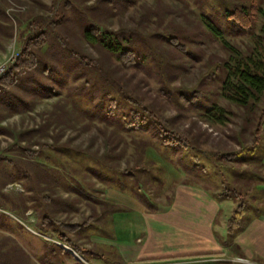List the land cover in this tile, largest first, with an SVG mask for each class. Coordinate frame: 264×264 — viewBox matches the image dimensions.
<instances>
[{"label":"rangeland","instance_id":"1","mask_svg":"<svg viewBox=\"0 0 264 264\" xmlns=\"http://www.w3.org/2000/svg\"><path fill=\"white\" fill-rule=\"evenodd\" d=\"M17 1L27 4L9 1L10 6L6 9L8 16L10 12H27L30 1ZM41 1L46 4L51 2ZM92 1L89 0L88 3ZM247 1L113 0L108 11L114 15L107 20H104L105 16L97 1L93 6L84 7L83 10L87 13L84 14L89 16L94 25L106 26L112 30L132 26L131 29L135 32L151 40L146 42L142 38L144 43L140 53L142 56L145 54L146 58L139 61L135 67L123 68L116 60L112 66L119 67L116 75L122 78L127 87L135 88H132L133 96L141 98L162 116H180L174 128H190L191 135H198L200 138L199 149L163 146L149 129H134L120 133L123 150L121 158L109 166L104 165L94 156L88 155L89 152L99 155L102 151L101 130L106 126L98 119L97 109L93 107L102 106L98 102L92 103L76 95H72V98L76 100L77 105L86 110L88 116H95L88 122L87 128L84 126L88 121L86 117L77 119L74 127L66 128L59 139L60 146L43 149L33 145L32 149L37 151L33 159H22L18 152L12 150L10 143L13 144V141L9 136L0 135V158L14 160H4L0 163L3 172H13L16 167H27L17 160L32 163L31 166L35 164L37 169L58 178L61 186L56 187L54 195L72 197L76 195L74 190L85 194L86 197H80L79 210L67 215L71 222L79 221L94 209L93 222L82 226L73 236L86 248L83 258L57 241L54 230L42 233L37 227L38 211L30 207L21 213L11 211L8 204L1 206L0 239L5 236L11 238V241H3V247H12L10 252L15 255L17 261L21 264H95L93 261L89 262L94 258L97 264H114L115 251L101 241L107 240L111 235L109 216L114 199L124 196L158 209L164 196L190 186L215 196L216 203L220 206L214 221L215 234L240 256L242 262L233 264H264V258L254 252L253 258L250 257L251 253L248 254V251H253L251 244H242L243 241L249 242L258 230L259 226L255 223L264 226V137L252 155L243 154L238 160L228 163L212 158V154L216 152L223 153L237 148L229 134L238 128L240 116H245V113L219 95L223 73H218L197 86L200 94L195 99L191 98L196 95L197 88L194 84L200 76L213 73L216 65L226 57V52L216 39L215 33L203 24L202 19L214 25L229 42L244 49L249 44V34L226 17V14L235 7L247 4ZM260 1L264 7V0ZM127 4L129 5L126 6ZM35 11L38 12L39 9ZM87 23L90 24L78 22L74 25L77 28L78 25L83 27ZM18 34L15 27L14 34L5 41L3 49L0 50V59L11 46L15 50L19 49ZM169 38L172 39L171 44L167 41ZM173 40L183 47L174 46ZM87 48L93 56L97 55L98 52ZM149 50V53L146 52ZM60 95V98L66 95V88H62ZM114 97L121 100L118 93H115ZM56 99L57 97L45 98L32 111L10 116L2 120L0 125L13 126L16 129L34 126L39 121L40 113L49 111ZM186 102H189V105H186ZM214 103L227 111L225 116L228 119L223 124L206 117V109ZM111 104H116V107L110 109L115 117L128 116L130 105H125L123 101ZM110 129L111 126L107 127V132ZM91 136H95L93 144L89 152L84 151ZM67 137H71L69 143L65 142ZM42 141L51 140L44 138ZM139 142L151 143L140 156L136 154L141 151ZM76 149L82 152L77 153ZM201 150L207 154H203ZM135 164L141 165V171L137 172L141 174L140 177H137L132 169L125 175L121 172ZM28 168L32 172L35 171L34 167ZM32 184L35 189V184ZM65 185L74 190L64 189ZM225 190H228L227 193ZM1 192L15 196L27 194V189L22 177L18 175L17 179L4 184ZM240 205L244 207V213L237 228L229 232V216ZM59 217H63V214ZM223 227H226V231H222ZM245 254L247 255L244 256Z\"/></svg>","mask_w":264,"mask_h":264},{"label":"trees","instance_id":"2","mask_svg":"<svg viewBox=\"0 0 264 264\" xmlns=\"http://www.w3.org/2000/svg\"><path fill=\"white\" fill-rule=\"evenodd\" d=\"M9 1L27 4L17 0H0V50L3 49L5 41L14 34L15 27L19 33L18 55L0 77V122L10 116L32 111L45 98L57 97L49 111L40 113L39 121L34 126L16 129L13 126L0 125V135L9 136L13 141V144L10 143L12 150L18 152L22 159H33L37 153L32 149L33 145L43 149L59 145L63 131L74 127L77 119L86 117L88 121L84 126L88 127L95 115L88 116L72 95L88 99L92 103L98 102L102 106H93L97 109L96 116L106 126L101 130L102 151L99 155L89 152L95 136L89 138L85 148L87 150L84 151H88V155L94 156L104 165L109 166L121 158L123 150L120 133L134 129H149L163 146L199 149L200 138L198 135H191L190 128H174L180 116H162L141 98L133 96L131 93L134 87H127L122 78L116 75L119 67L112 66L113 61L116 60L123 68L135 67L146 58L145 54L142 56L140 53L144 43L142 38L146 42L151 40L135 32L131 29L132 26L112 30L91 23L89 16L85 15L87 13L83 10L84 7L93 6L97 1L105 16L104 20H107L114 15L108 11L113 0H93L91 3H88L89 0H51L49 4L41 0H29L27 12H10L8 16L6 9L10 6ZM226 17L249 34V44L244 49L236 46L225 39L214 25L202 19L203 24L215 33L226 57L216 65L213 73L203 74L194 84L197 88L216 74L223 73L219 95L245 113V116H240L238 128L229 134L237 148L223 153L216 152L211 156L223 163L238 160L243 154L252 155L264 137V7L260 0H248L247 4L228 11ZM78 22L90 24L83 27L78 25L76 28L74 24ZM170 40L172 39L167 40L169 44ZM173 41L174 46L183 47ZM87 47L98 52L97 55L93 56ZM146 52L149 53L150 50ZM63 87L66 88V95L60 98ZM115 93H118L121 100L114 97ZM199 94L200 90L197 88L196 95L191 98L195 99ZM119 101L130 105L128 116L115 117L110 111L116 107L111 102ZM205 114L220 124L228 119L225 116L227 111L215 103L206 109ZM109 126L111 129L107 132ZM44 138H50L51 141H42ZM70 140L71 137H67L65 142L69 143ZM139 143L141 151L136 153L138 156L151 144ZM76 152L82 151L76 149ZM201 152L207 154L204 150ZM4 160L14 161L12 158L1 157L0 163ZM17 161L27 167H16L13 172H3L0 169V208L8 204L11 211L23 213L30 207L38 211L36 226L42 233L54 230L57 241L83 257L86 248L73 236L82 226L93 222L94 209L76 222H71L68 216L74 210H79L80 197L86 195L68 185L64 189L74 190L75 196L54 195L56 187L60 185L58 178L37 169L35 164L31 166L32 163ZM28 167H34L35 171L32 172ZM140 167V164H135L121 172L125 175L132 169L140 177L141 174L137 173L141 171ZM18 175L24 181L27 194L10 196L9 193L1 192L3 185L17 179ZM32 183L35 184V189ZM27 201L31 203L28 204ZM243 213L244 207L240 205L229 216V232L237 228ZM58 214H63V217ZM4 240L11 241V238L5 236L0 239V264H21L10 252L12 247H3Z\"/></svg>","mask_w":264,"mask_h":264},{"label":"crops","instance_id":"3","mask_svg":"<svg viewBox=\"0 0 264 264\" xmlns=\"http://www.w3.org/2000/svg\"><path fill=\"white\" fill-rule=\"evenodd\" d=\"M122 197L110 209L111 235L101 240L115 251L114 264H233L241 259L215 234L220 206L214 195L188 186L164 196L158 209ZM255 224L258 230L242 244L252 245L250 257L264 258V226Z\"/></svg>","mask_w":264,"mask_h":264},{"label":"built area","instance_id":"4","mask_svg":"<svg viewBox=\"0 0 264 264\" xmlns=\"http://www.w3.org/2000/svg\"><path fill=\"white\" fill-rule=\"evenodd\" d=\"M18 55V50L14 49L12 46L9 48V50L4 54L0 59V77L4 75L7 67L11 65L14 60L16 59ZM239 261L242 262L240 259Z\"/></svg>","mask_w":264,"mask_h":264}]
</instances>
